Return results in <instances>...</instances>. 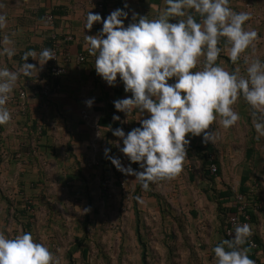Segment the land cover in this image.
<instances>
[{
	"label": "clouds",
	"instance_id": "obj_1",
	"mask_svg": "<svg viewBox=\"0 0 264 264\" xmlns=\"http://www.w3.org/2000/svg\"><path fill=\"white\" fill-rule=\"evenodd\" d=\"M164 4L151 19L132 11L125 24L129 21L125 0L122 8L105 17L89 11L85 23L88 31L102 25L97 34L84 36L85 50L95 58V73L107 86L116 87L119 82L131 94L113 101L116 112L144 117L127 133L121 127L110 129L118 138L119 152L129 161L127 167L120 158L109 155L110 148L104 154L118 171L134 176L145 192L151 184L180 177L190 138L214 143L216 130L210 126L217 122L225 130L237 126L241 116L235 106L241 99L252 110L257 136L264 137V60L248 58L260 40L249 24L252 14L235 11L231 0H164ZM7 27V17L0 14V57L11 60L17 50L10 35L4 33ZM222 53L235 66L231 71L220 61ZM29 58L39 68L27 63ZM21 59L19 71L0 66V126L12 121L7 105L19 78H30L34 70L42 71L48 61L56 60L50 48L38 54L26 51ZM94 102L92 98L85 103L91 108ZM112 119L120 121L121 117L114 114ZM132 164L140 170H134ZM252 235L249 224L237 225L229 233L231 239L213 248L216 264H256L245 247ZM0 264L59 261L30 231L14 236L0 232Z\"/></svg>",
	"mask_w": 264,
	"mask_h": 264
},
{
	"label": "crops",
	"instance_id": "obj_2",
	"mask_svg": "<svg viewBox=\"0 0 264 264\" xmlns=\"http://www.w3.org/2000/svg\"><path fill=\"white\" fill-rule=\"evenodd\" d=\"M120 2V0H0V4L3 5V7H0V14L5 15L8 21V27L4 30V33L10 35L17 50V55L11 60L7 57H0V66H6L10 70L19 71V66L23 63L21 57L24 52L34 50L38 54L42 49L46 48V39L50 35L49 27L44 21L46 14L54 16V20L56 21L55 32L59 36H70L72 38V41L66 43L63 47L70 53L71 57L74 58L79 54L85 56V62L82 64H76L72 60L71 63L66 65L67 74L59 79L60 89L51 96L46 107L42 108L41 100L38 96V85L40 82H43L42 78L46 75L48 64L44 66L42 71H39V69L34 70L30 78L21 76L17 81L11 96H16L20 89L25 90L29 112L28 116L14 117V107L10 104L7 105L12 113V121L8 125L0 126V132L2 133L0 153L18 152L20 150L21 152H33L34 157L27 162L28 164L25 166L24 171H19L20 173L15 176V180L9 182L7 179V185L2 184L3 187L0 186V195L3 193V196L11 198L16 203L19 202L20 198L23 199L26 196H40V194H32V189H36L39 184L43 185V188L41 187L42 190H47L48 188L41 178L42 175H39V177L35 176V181L39 184L34 185L32 182V172L35 173L39 170L41 162L46 157L61 163L62 169L64 168L67 171L66 173H69L81 185L80 177H78L80 169L84 179L87 181V186L89 185L90 180L86 174L83 160L88 142L92 138V133L89 128L83 125L79 116V110L82 108L81 105L85 99L94 98L93 119L96 122H98L100 113L96 109L94 110L95 104L97 103V107H102L106 103L111 104L114 112L121 117L119 127L123 128L125 133L134 127H138V120L144 118L135 112L129 117H126L123 113L116 112L113 101L125 98L131 94L124 92L122 83L118 82L116 87L107 86L95 73V58L91 57L85 50V34L95 35L102 27L101 24H96L91 31L85 29L88 12L99 13L101 16L103 14L105 17L114 9L122 8ZM126 2L129 4V9H126V11H129V19L131 18L132 11L143 16L148 15L149 19L155 18L165 7L164 0H126ZM99 4L102 5L101 11L97 7ZM231 7L237 12L247 11L252 14L253 19L249 24L251 28L257 30L260 40L256 44L254 53L250 52L248 58L252 60L259 57L264 60V0H231ZM220 61L230 71L235 67L228 60L226 53L221 54ZM27 63L34 64L39 68L38 62L32 58H29ZM238 63L243 73V62ZM98 99H102V101H98ZM236 106L238 109L240 107L242 110L245 109L244 112H246L244 121L246 129L244 141L246 144L243 147V152H239V159L233 158L230 152L224 153L225 155L220 157L219 148L215 146V143L209 142L216 152L215 158L220 173L216 177H213L214 181L208 180L204 177L202 169L201 151L204 143H202L201 139L196 138L193 141L194 145L191 148L190 156L184 162V170L179 177L180 182L183 184V189H189L188 192H192V188L197 189L204 201L214 207L216 216L218 206L220 204L223 207L228 206L232 194L238 192L242 177H249L254 172L256 174L259 173L261 171V162L264 163V149L261 143H257L258 140L263 141L264 137H258L250 127L252 119L249 118L248 111L251 108L242 99L238 101ZM35 124L37 126L42 125L44 128L47 127L49 131L48 135H36L32 129ZM219 125V122H217L210 129L214 127L217 130ZM116 138L114 136H109L107 140L101 138L99 143V157L102 162L101 173H106L108 169H116L104 154L106 148H110L111 152L109 155L120 158L125 167L129 164L127 158L119 152V149L115 145L114 140ZM226 138L234 140V137L231 138L230 133L226 134ZM251 140L255 142L252 143ZM251 148L254 149L252 159H247L245 151ZM3 159L4 162L0 164V173L10 166L7 165L9 161L7 157L4 156ZM187 162L188 167H191L193 170V172H190L193 176L191 180H189L190 175L185 172ZM128 176L132 178L130 175ZM1 178L2 176H0V180ZM173 181L176 183L175 180ZM155 194L158 195V193ZM161 198L163 200L166 199L164 197ZM151 199L155 202L153 198ZM169 199H172V195H170ZM0 202L4 205V200L1 196ZM167 203L169 202L167 201ZM154 211L158 215L157 209L154 208ZM170 214L175 217V223L171 230L175 235L177 231L179 239L183 238L185 242L187 236L184 234L183 226L179 220L180 214L177 215L174 210ZM261 223L262 219L260 218L257 229L261 226ZM221 239L220 235L219 241Z\"/></svg>",
	"mask_w": 264,
	"mask_h": 264
},
{
	"label": "rangeland",
	"instance_id": "obj_3",
	"mask_svg": "<svg viewBox=\"0 0 264 264\" xmlns=\"http://www.w3.org/2000/svg\"><path fill=\"white\" fill-rule=\"evenodd\" d=\"M235 109L241 116L238 125L229 130H225L219 125L215 133L216 140L214 143L219 148L220 157L230 152L233 158L238 160L239 152H243V147L246 144L244 141L246 112L241 107L238 109L235 106ZM248 112L249 118L252 119L251 111ZM13 116L17 117L15 114ZM250 127L253 131L252 124H250ZM227 133H230L231 138L234 137V140H228L226 138ZM117 140L118 138L114 140L115 145ZM90 142L91 140L88 142L85 152V161L89 159L91 154L89 149ZM99 148L98 146V151L95 153L99 159V166L96 168L84 166L90 180L88 187L91 200L93 201L88 215H86V204L79 203L78 199L74 196L76 193L79 194L80 184L69 173H66L67 171L64 168L62 169L61 163L47 157L43 159L42 164L38 168L39 170L35 173L32 172V182L34 185L39 184L35 181V176L39 177V175H42L41 178L48 189L42 190L43 185L39 184L36 189H32V194H40V196H26V198L19 199V203L23 207L26 208L28 205L33 206L27 207L28 214L33 215V218L28 222L31 224L28 231L33 234L38 242L45 244L55 254L59 264H68L67 251L74 243L75 237L81 238L83 236L81 232L82 224L83 222L88 224L89 219L93 237H91V241L89 240V242L85 243V246H90L91 248L88 258L89 262L85 264H140L139 244L134 235V208L132 201L134 184L131 181L132 178L117 169H108L104 173V176H102L100 174L102 162L99 157ZM4 153H7L6 157L9 160L7 165L10 166L0 173V176H2L0 180L1 187H3L2 184L7 185V179L9 182L15 180V176L20 173L19 171H24L25 166L28 164L27 162L34 157L30 152H21L20 150L18 152ZM116 171L121 173L120 176L123 181L121 183L123 186L120 185L118 187L116 185V179H118L114 175ZM185 171L187 172V169ZM257 176H259L260 181L259 183L254 182L260 190L263 205V213H260L262 223L258 227V233L264 244L263 162H261V171L257 173ZM253 178L252 180H254ZM175 181L176 183L171 180L152 185L154 193H158L161 197L166 198L163 201L166 202L167 209H162V211L170 214L174 210L177 215L180 214L179 220L183 226L184 234L187 236L185 242L183 238L179 239V237H176L177 242L173 244V256L171 259L175 264H216L213 246L220 239L219 222L217 220L220 214L218 212L217 216L215 215L214 207L204 201L197 189L192 188V192H188L189 189H183L180 178H177ZM249 185H253L252 181L249 182ZM170 195H172V199H169ZM142 201L143 203L137 205V208L144 221V227H141V232L144 235V242L146 243L147 261L149 264H166L168 252L164 243V232L167 231L166 226L169 223L160 221L156 211H154V208L157 209V206L151 198H143ZM14 203L16 205L15 201ZM7 204V202H4L3 205L0 202V232L14 236L23 231L22 227L16 223L13 208L10 214L6 212L5 208ZM48 209H50V212H48ZM49 213H53L50 222H48ZM192 214H195V216ZM176 235L178 236L177 231ZM92 240L95 244L91 243ZM102 246L103 248H101ZM99 250H103V255L101 251L99 253ZM258 257L260 259L263 258L261 246L258 250ZM80 262L81 260L74 258V263L71 264H84Z\"/></svg>",
	"mask_w": 264,
	"mask_h": 264
},
{
	"label": "trees",
	"instance_id": "obj_4",
	"mask_svg": "<svg viewBox=\"0 0 264 264\" xmlns=\"http://www.w3.org/2000/svg\"><path fill=\"white\" fill-rule=\"evenodd\" d=\"M52 15V14H51ZM53 16V15H52ZM103 16V14H102ZM104 17V16H103ZM54 18V16H53ZM197 20L200 19V17H196ZM55 26H56V21L54 20V27L50 30L51 32L55 33V39H57L58 41L62 40V38L64 36H59L55 31ZM55 40H53L50 35H48V38L46 39V48H52L53 44H54ZM48 67H47V72L44 78H42L43 82H47L50 91H51V96L56 93L54 87L59 84V80L53 81L52 80V76L50 74V64L49 62L47 63ZM39 90L40 87L38 86V95H39ZM50 96V98H51ZM50 98L48 100H50ZM243 100V99H242ZM98 101H102V99H98ZM97 103L94 106V110L96 109L97 112L100 113L97 125L98 128L101 132V138L102 139H106L109 136H113L112 135V131H110V129H115L117 127L120 126V122L119 121H113L112 117L113 115H117L111 104L106 103L105 105H103L102 107H97L96 106ZM27 107V106H26ZM26 116H28V107L26 109ZM250 111H252L250 109ZM84 125V124H83ZM38 128H40V130H38ZM33 132L36 133V135L40 136H46L48 135L49 131L47 127H43L41 126H37V124L33 125ZM188 138V137H186ZM201 139L202 137H195V138H190L191 139V144L188 146V153H187V158L185 161L188 160V156H190V152H191V148L193 147V141L194 139ZM101 141V139H100ZM251 142H255L252 141ZM257 143H261L262 147L264 149V139L262 140H258ZM1 149V148H0ZM202 169H203V173H204V177H206L208 180L214 181L213 177H216L220 172L219 169L217 168V163H216V158L211 160L210 156L211 155H216V152L213 148V146L210 143L204 144V147L202 149ZM246 157L247 159H252V155L254 152V149H247L246 151ZM31 155H33V152H30ZM264 153V152H263ZM7 156V153L1 152L0 153V164L2 162H4L3 157ZM216 157V156H215ZM214 164L216 167V172L215 174H211L209 171V165ZM83 165L85 166V159L83 160ZM131 167L134 170H140L138 168L137 164H132ZM185 169H187L186 174L190 175L189 180L193 179V176L190 174V172H193L191 167H188V162L185 165ZM115 168V167H113ZM102 176H104V173H101ZM113 175V174H112ZM114 175L118 178L116 179L117 182V186L120 187V185L122 184V178H121V173H119L118 171L114 172ZM254 176V178H253ZM78 177H80V182H81V189L79 194H75V198L78 199L79 203L81 204H86L85 207L87 208V212L86 215L89 214L90 208L92 207L93 201L91 200L90 197V193H89V188L87 186V181L84 179L83 175H82V171L79 169L78 171ZM133 179V184H134V191H133V196H132V201H133V208H134V235L136 236L137 242L139 244V249H140V259H139V263L140 264H149V262L147 261L148 257H147V252H146V243L144 242V235L141 232V227H144V221L143 218L140 216V212L138 211L137 205H139L141 202L137 199L138 197L141 199L143 197H148V198H153L155 200V204L157 206V211H158V217L160 219V221H164L167 222L169 224H167V231L164 232V238H165V247L167 248V262L166 264H175V262L171 259V257L173 256V244L176 241V237H178L177 235H175L173 233V231L171 230L173 224L175 223V217H173L171 214H167V212H163L162 209H167L166 208V204L165 201H163V199L158 196L157 194H155L151 188L150 185V190L149 191H143L141 189V186L139 184V182H137L135 180L134 176H131ZM252 178L254 180H252ZM252 181L253 185H249V182ZM260 181L259 176H257L256 172L252 173L249 177H242L241 179V183L239 186V190L237 193L232 194V197L229 200V204L226 207L221 206V204L218 206L217 210L219 212V216L218 218V222H219V234L221 235V240L216 242L215 246L220 243L222 240L227 239L225 236V231L227 229V218L229 216V214H232L235 210L233 208V205L235 204V197L238 194H241L243 196L246 197V201L248 202V209H247V214L250 217V223L251 226L254 230V239L255 242L259 245V247L261 246L262 248V255L263 258H258L257 259V263L258 264H264V244L262 243V240L258 234V229H257V225L260 219V213H263V205H262V201H261V194H260V190L257 188V184H255V182ZM256 187V188H255ZM1 198L4 200V202H7L8 204L6 205V212L8 214H10V211L13 208L14 211V218H16V223H18L19 226L22 227V231H28L30 230V225L28 222L31 218H33V215H29L28 214V209L27 207H33L31 205H28L26 208L21 206V203L17 202L16 205L14 203V201H12L11 199H9L6 196L0 195ZM48 201V200H46ZM9 205V206H8ZM18 206V207H16ZM257 208V209H256ZM15 209V210H14ZM94 211H97L96 209H93ZM48 212H50V209H48ZM18 215V217H17ZM48 222H50L52 220V215L53 213H49L48 214ZM193 216H195V214H192ZM51 217V218H50ZM90 220L88 219V224H86L85 222H83L82 224V229L81 232L83 233V236L81 238L75 237L74 238V243L70 246L71 248H69V250L67 251L68 253L66 254L67 260H68V264L74 263V258L75 259H79L81 260L80 263H88V258H89V254L91 252V248L90 246H85L86 242H89V240L91 241V237H93L92 234V229H90ZM99 238H101V236H99ZM91 243H94V241L92 240ZM95 244V243H94ZM97 244V243H96ZM98 245V244H97ZM245 247H247L248 249V255L251 259L254 260V256L251 254L248 244L245 245ZM103 248V246L101 247ZM101 251V254L103 255V250H99V253ZM76 256V257H75Z\"/></svg>",
	"mask_w": 264,
	"mask_h": 264
},
{
	"label": "built area",
	"instance_id": "obj_5",
	"mask_svg": "<svg viewBox=\"0 0 264 264\" xmlns=\"http://www.w3.org/2000/svg\"><path fill=\"white\" fill-rule=\"evenodd\" d=\"M120 6L123 7L124 0H120ZM98 9L101 11L102 10V5L99 4ZM44 21L46 25L49 28L54 27V18L51 14H46L44 16ZM129 21H126L125 24H127ZM50 37L55 40L52 50L55 53V59L56 60H50L48 61L50 64V74L52 76V80L56 81L59 80L61 77L65 76L67 74V67L66 65L68 63H71L72 60L76 64H82L85 62V56L82 54L76 55L74 58L71 57L70 53L64 49L63 47L65 46L66 43L71 42L72 38L70 36H64L62 40L58 41L55 39V33L51 32ZM40 90H39V98L41 100V105L42 108L46 107L48 104V99L51 96V91L50 88L47 84V82H40L39 85ZM55 92L59 91L60 85L57 84L55 87ZM90 98H87L83 101L80 110H79V116L81 122L89 128V130L92 133V139L89 145L90 149V157L87 161H85V165L89 168H96L99 166V159L96 157V152L98 151V143L101 138V133L98 128L96 120L93 119V106L91 108L86 106V101L89 100ZM8 104L12 105L15 109V115L19 117H25L26 116V109H27V101H26V93L25 90L20 89L18 90L16 96H10ZM211 127V126H210ZM40 130V128H38ZM1 132H0V147H1ZM18 157V155H16ZM210 159L213 160L215 159L214 155L210 156ZM209 171L211 174H215L216 172V167L214 164L209 165ZM123 186V184H121ZM234 212L232 214H229L227 218V229L225 231V236L227 239H231V236H229L230 232H234V229L237 225L247 223L251 226L250 223V217L247 214V209H248V202L246 201V197L238 194L235 197V204L233 205ZM257 209V208H256ZM252 229V237L250 238V241L248 243L249 250L251 254L254 256V261L257 263L258 257V250H259V245L255 242L254 239V230L251 226Z\"/></svg>",
	"mask_w": 264,
	"mask_h": 264
}]
</instances>
